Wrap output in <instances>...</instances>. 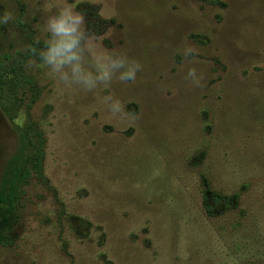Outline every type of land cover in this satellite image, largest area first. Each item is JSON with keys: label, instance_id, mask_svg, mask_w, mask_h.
<instances>
[{"label": "rangeland", "instance_id": "1", "mask_svg": "<svg viewBox=\"0 0 264 264\" xmlns=\"http://www.w3.org/2000/svg\"><path fill=\"white\" fill-rule=\"evenodd\" d=\"M66 9L89 38L67 84L40 55ZM122 56L135 80L97 79ZM0 61L40 89L0 108V181L27 117L46 140L0 264H264V0H0Z\"/></svg>", "mask_w": 264, "mask_h": 264}, {"label": "trees", "instance_id": "2", "mask_svg": "<svg viewBox=\"0 0 264 264\" xmlns=\"http://www.w3.org/2000/svg\"><path fill=\"white\" fill-rule=\"evenodd\" d=\"M40 89L23 76L21 67L0 61V108L7 115L15 114L24 108L31 110L37 101ZM18 148L7 162L0 181V247H10V233L17 222V212L24 196V188L33 178L45 181L43 165L46 140L42 130L30 117H27L18 132ZM207 193H209L207 191ZM212 201L204 198L206 214L212 216L215 205L224 202L229 205L234 197L212 194Z\"/></svg>", "mask_w": 264, "mask_h": 264}, {"label": "clouds", "instance_id": "3", "mask_svg": "<svg viewBox=\"0 0 264 264\" xmlns=\"http://www.w3.org/2000/svg\"><path fill=\"white\" fill-rule=\"evenodd\" d=\"M11 19V13H5L2 22L7 23ZM83 23V15L74 13L70 9L61 11L58 16L50 18L48 21V31L52 34V39L48 42L47 50L40 53V55L44 64L49 66L53 73H59V79L65 84H67L68 77L63 72V66L70 64L73 60H80L88 50L87 41L89 38L81 27ZM81 40L85 42L83 45H79ZM77 46H79V51L75 50ZM122 57L119 60H111L109 58V62L104 65L97 79L109 81L111 79V69L120 68L122 70L117 76L119 81L135 80L136 72L140 68L139 63L135 61L129 62L126 56ZM72 71L73 73H79L81 71L79 64L73 66ZM189 74L195 73L190 71ZM77 79H83L86 87H92L91 73H87ZM115 111H122L119 102L115 105Z\"/></svg>", "mask_w": 264, "mask_h": 264}]
</instances>
